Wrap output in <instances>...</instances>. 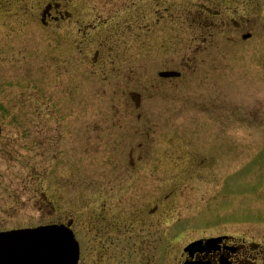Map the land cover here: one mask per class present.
<instances>
[{"label": "rangeland", "instance_id": "rangeland-1", "mask_svg": "<svg viewBox=\"0 0 264 264\" xmlns=\"http://www.w3.org/2000/svg\"><path fill=\"white\" fill-rule=\"evenodd\" d=\"M48 1L0 0V183L9 179V227L73 219L86 248L89 212L115 194L129 208L147 193L161 200L172 192L177 220L203 202L208 184L188 163L211 155L221 168L246 163L254 180L264 172V0H125L142 10H74L67 44L64 27L44 25ZM199 10H238L235 18L250 21L205 39ZM248 32L254 38L245 41ZM163 70L183 75L162 81ZM202 105L214 111L200 114ZM111 143L122 158L108 159ZM109 160L118 162L117 178L107 175Z\"/></svg>", "mask_w": 264, "mask_h": 264}, {"label": "flooded vegetation", "instance_id": "flooded-vegetation-1", "mask_svg": "<svg viewBox=\"0 0 264 264\" xmlns=\"http://www.w3.org/2000/svg\"><path fill=\"white\" fill-rule=\"evenodd\" d=\"M169 9L170 7L163 10ZM42 10L45 16L44 24L47 25L46 19L50 18L54 21L56 30L61 31L64 27L67 31L66 37H70L71 40L63 42L71 43L74 36L73 27L76 24L74 10H142V8L132 4L127 7L125 0H99L96 6L91 0H49ZM199 11L202 13L200 20H203L204 29L207 30L205 34L207 37L203 35L204 30L202 37L210 40H213L218 31L229 34L233 30L239 32L242 25L250 21L247 17L240 20L235 18L238 10H226L225 13L215 14L211 13V10ZM254 11L257 10H244L245 13ZM217 18L218 22L210 23V20ZM243 35L247 36L246 41L254 38V32ZM227 40L233 39L228 37ZM88 107L92 108V104H88ZM209 110L205 107L200 108L202 114ZM43 134L46 138L47 130L44 126ZM40 145L42 150L39 157L41 168L44 169L48 146L46 141L42 140ZM111 145L108 159L122 158L123 152L118 149V145L115 143ZM132 153L130 150L127 155L131 157ZM210 158L211 155L206 156L196 167L188 163L186 170L190 175L196 174L198 179L208 184L206 183L201 195L203 202L195 204L191 208V213L183 214L177 220L173 219L172 214V192L165 194L161 200H153L154 192L147 193L145 197L151 199H144L142 204L134 203L129 208H126L123 193L115 194L117 198L101 200L100 211H94L93 215L89 212L90 218L85 225L89 226L86 248L82 238L73 228L74 220H63L70 222L79 240L78 264H264V174H259L256 179H262V183H252L254 179L252 174L247 172L246 163L236 167L237 163L233 162L234 166L221 168L216 166V162H211ZM259 161L264 165V158L261 157ZM107 167L112 171L107 174L108 176L117 178L120 175L118 162L109 160ZM212 170L215 172H211ZM151 171H154V167ZM248 175L251 179L247 178ZM44 176L43 171L35 178L41 184ZM237 181H243L247 187L238 188ZM211 184L213 187L209 188L208 185ZM96 186L100 187L98 184ZM147 187L156 191L158 185L150 183ZM107 189L112 190L108 184ZM10 201L8 179L5 183H0V232L20 228L9 227V213L13 206L10 205ZM115 201L117 202L112 204ZM151 201L154 202L153 206L147 207ZM33 202L42 207L43 201Z\"/></svg>", "mask_w": 264, "mask_h": 264}, {"label": "water", "instance_id": "water-1", "mask_svg": "<svg viewBox=\"0 0 264 264\" xmlns=\"http://www.w3.org/2000/svg\"><path fill=\"white\" fill-rule=\"evenodd\" d=\"M9 247L10 262L19 264H75L78 253L72 233L58 226L10 233Z\"/></svg>", "mask_w": 264, "mask_h": 264}]
</instances>
